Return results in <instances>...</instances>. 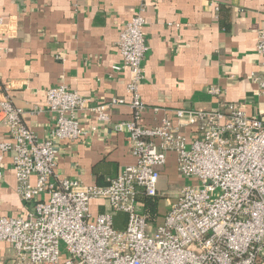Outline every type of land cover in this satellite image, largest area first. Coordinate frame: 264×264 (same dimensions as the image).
<instances>
[{
    "label": "built area",
    "instance_id": "obj_1",
    "mask_svg": "<svg viewBox=\"0 0 264 264\" xmlns=\"http://www.w3.org/2000/svg\"><path fill=\"white\" fill-rule=\"evenodd\" d=\"M145 10L146 0H139L115 41L121 63L112 69L128 70V99L95 103L64 84L49 87L44 109L53 121L41 138L23 122L24 110L0 95V128L7 135L0 139V183L9 154L17 193L32 203L26 216H0V242L11 247L15 264H264V114L249 116L211 86L207 92L222 102L217 108H179L156 124L145 123L139 90ZM256 52L264 55V28ZM258 86L264 96V77ZM119 104L130 107L132 118L113 129L126 134L134 162L102 185L58 178L56 142L85 133L80 113L107 123ZM169 153L178 175L194 183L180 187L154 225L142 199L163 197L159 182ZM94 200L106 209L93 214ZM115 211L127 216L123 228L114 226Z\"/></svg>",
    "mask_w": 264,
    "mask_h": 264
},
{
    "label": "crops",
    "instance_id": "obj_2",
    "mask_svg": "<svg viewBox=\"0 0 264 264\" xmlns=\"http://www.w3.org/2000/svg\"><path fill=\"white\" fill-rule=\"evenodd\" d=\"M138 8L139 0H0V95L24 110L23 122L41 138L53 121L44 109L49 87L64 84L95 103L128 99L129 72L112 66L121 63L115 41ZM144 16L147 50L139 90L145 123L156 124L179 108H217L222 102L207 92L211 86L249 116H263L258 79L264 77V55L256 44L264 28V0H146ZM79 117L85 133L56 142L55 174L102 185L134 162L126 134L113 129L115 122L130 120L132 111L116 105L107 123L86 113ZM6 138L0 128V139ZM4 161L0 216H26L32 203L17 193L9 154ZM165 172L177 173L173 153L160 180ZM104 203L92 201V213L105 210ZM0 264H15L4 242Z\"/></svg>",
    "mask_w": 264,
    "mask_h": 264
},
{
    "label": "rangeland",
    "instance_id": "obj_3",
    "mask_svg": "<svg viewBox=\"0 0 264 264\" xmlns=\"http://www.w3.org/2000/svg\"><path fill=\"white\" fill-rule=\"evenodd\" d=\"M166 173V172H165ZM194 180L183 178L176 172H167L159 182L160 191L163 195L159 205L162 211L175 199L182 185L193 184ZM154 224V222H152ZM155 225V224H154Z\"/></svg>",
    "mask_w": 264,
    "mask_h": 264
},
{
    "label": "trees",
    "instance_id": "obj_4",
    "mask_svg": "<svg viewBox=\"0 0 264 264\" xmlns=\"http://www.w3.org/2000/svg\"><path fill=\"white\" fill-rule=\"evenodd\" d=\"M162 196H152V197H143V207L145 215L150 222L158 223L160 222L164 212L160 208V201ZM113 223L116 228H123L126 224V214L124 212L115 211L112 213Z\"/></svg>",
    "mask_w": 264,
    "mask_h": 264
}]
</instances>
